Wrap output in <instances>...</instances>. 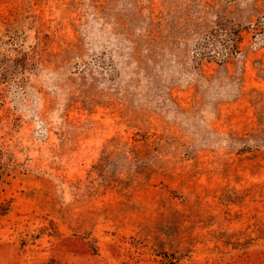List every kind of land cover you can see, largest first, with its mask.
<instances>
[{"label": "rangeland", "instance_id": "rangeland-1", "mask_svg": "<svg viewBox=\"0 0 264 264\" xmlns=\"http://www.w3.org/2000/svg\"><path fill=\"white\" fill-rule=\"evenodd\" d=\"M0 54V264H264V0H0Z\"/></svg>", "mask_w": 264, "mask_h": 264}, {"label": "trees", "instance_id": "trees-1", "mask_svg": "<svg viewBox=\"0 0 264 264\" xmlns=\"http://www.w3.org/2000/svg\"><path fill=\"white\" fill-rule=\"evenodd\" d=\"M241 41L242 34L239 26L232 20L223 18L217 22L215 28L197 42L194 56L197 61L204 59H219L223 61L240 51ZM23 58L27 59V56L24 55ZM12 59L8 55L0 54V64L3 67L9 66V63L13 61ZM162 139L156 134H142V138L136 139V141H144L147 144H159ZM154 150L156 151V156H158L160 153L159 149L155 148ZM21 167H23L22 164L16 161L14 154L0 144V181L6 182L15 177L16 173H22Z\"/></svg>", "mask_w": 264, "mask_h": 264}]
</instances>
